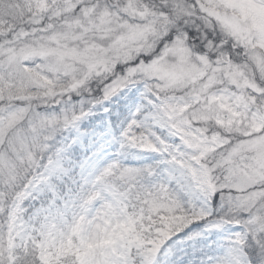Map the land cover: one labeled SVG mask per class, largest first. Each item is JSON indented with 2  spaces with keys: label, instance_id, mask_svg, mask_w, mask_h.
<instances>
[{
  "label": "snow or ice",
  "instance_id": "obj_1",
  "mask_svg": "<svg viewBox=\"0 0 264 264\" xmlns=\"http://www.w3.org/2000/svg\"><path fill=\"white\" fill-rule=\"evenodd\" d=\"M0 264H264V0H0Z\"/></svg>",
  "mask_w": 264,
  "mask_h": 264
}]
</instances>
